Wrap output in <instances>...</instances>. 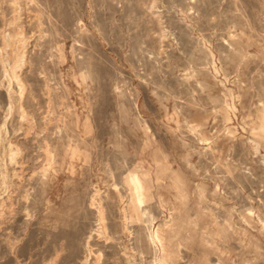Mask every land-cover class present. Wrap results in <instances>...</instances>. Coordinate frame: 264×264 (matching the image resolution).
Here are the masks:
<instances>
[{"label": "rangeland", "instance_id": "rangeland-1", "mask_svg": "<svg viewBox=\"0 0 264 264\" xmlns=\"http://www.w3.org/2000/svg\"><path fill=\"white\" fill-rule=\"evenodd\" d=\"M0 166V264H264V0H0Z\"/></svg>", "mask_w": 264, "mask_h": 264}, {"label": "bare ground", "instance_id": "bare-ground-1", "mask_svg": "<svg viewBox=\"0 0 264 264\" xmlns=\"http://www.w3.org/2000/svg\"><path fill=\"white\" fill-rule=\"evenodd\" d=\"M19 59L22 61V57H20ZM14 77H15V79L17 78V76H14ZM19 87L21 88L22 85L19 84ZM0 174H1V184L0 185L1 186L3 185V187H4V185L6 183L5 182V180H6V174H5V167L4 166H0ZM132 181H133L132 182V192H133L134 197L133 198H130V201H129V205L131 206L130 209H129L130 211L128 210V212H130L129 215L132 214V212H131L132 211V208H134V207H135V209L138 208V206L142 202L141 200H142L143 196L146 193L143 185L141 184V182L137 178H132ZM8 199H9V197H8ZM1 204H2V202H1ZM8 207L6 206L5 209H1L0 216H2L3 212ZM150 239H151L152 242L159 241V237H158L157 231H154L153 234H151Z\"/></svg>", "mask_w": 264, "mask_h": 264}]
</instances>
